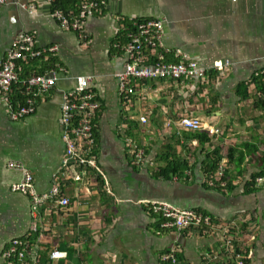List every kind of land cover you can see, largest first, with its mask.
<instances>
[{
    "label": "crops",
    "instance_id": "obj_1",
    "mask_svg": "<svg viewBox=\"0 0 264 264\" xmlns=\"http://www.w3.org/2000/svg\"><path fill=\"white\" fill-rule=\"evenodd\" d=\"M105 3L86 22L87 43L59 26L48 0H5L0 6V59L15 37L32 34L36 47L56 45L58 51L19 62L18 75L51 68L62 75L38 98L35 112L21 120L9 117L0 97V264L14 238L31 240L42 264H161L173 246L179 264H236L223 244L227 233L249 254L245 264H264V177L253 188L246 186L264 160V104L257 102L255 84L249 83L264 66V0ZM131 17L161 19L166 59L194 60L206 69L204 76L135 80L121 94L116 73L126 61L122 25ZM226 61L230 66L215 68ZM78 76H91L88 88L100 105L95 116L99 176L89 171L74 181L68 170L58 180L68 205L47 200L33 219L28 196L11 190L21 170L8 163L27 168L39 194L50 190L65 153L62 92L73 89ZM244 83L248 95L241 97ZM182 116L199 119L200 130L211 140L201 145L189 137L192 131L179 124ZM135 146L144 152L139 163ZM216 146H223L220 165L230 182L225 191L217 189L225 181L220 187L209 185L203 172L207 153ZM167 158L185 159L191 168L168 180L156 176ZM154 200L201 210L213 226L162 228L160 217L149 210ZM54 248L66 251V257L51 260Z\"/></svg>",
    "mask_w": 264,
    "mask_h": 264
},
{
    "label": "built area",
    "instance_id": "obj_2",
    "mask_svg": "<svg viewBox=\"0 0 264 264\" xmlns=\"http://www.w3.org/2000/svg\"><path fill=\"white\" fill-rule=\"evenodd\" d=\"M59 1L48 0L51 4V16L61 28L75 32L81 41L87 43L89 34L85 29L86 22L102 12L106 4L105 0H76V5L69 7H63ZM4 2L5 0H0V6ZM122 26L126 29V61L123 69L116 73L121 94L127 92L130 84L135 80L144 81L151 78L179 80L186 77L204 76L206 69L199 67L194 60L182 58L169 61L166 59L165 51H163V22L161 19L131 17ZM57 51L58 46L56 45L36 47L33 35L26 33L15 37L6 56L0 59V97L12 120L18 121L33 114L38 98L53 89L62 76L61 70L51 68L46 72L20 77L17 71L18 63L39 60L45 58L47 54H56ZM227 66H230L229 61L215 68L222 70ZM262 69L259 72L264 70ZM76 81L73 89L62 92L60 123L65 153L60 166L53 173L50 190L39 194L34 188L32 173L17 162L8 163L9 167L21 170V179L12 184L11 190L28 196L33 219L39 216L40 208L47 200L58 198L59 205H68L69 199L66 196H60L58 182L60 178L67 175L68 170L72 169L71 177L74 181L81 180L82 174L89 171L94 172V176H99L95 152V116L100 105L94 92L88 88L91 76H78ZM15 84L17 85L16 90L13 89ZM17 91L21 95H18ZM140 120L144 122L145 117L141 116ZM179 124L191 131H198L201 128L200 120L192 116L180 117ZM134 148L133 155L139 163L144 157V152L139 147ZM223 171V166L220 165L217 171L218 176H221ZM262 179L258 177L256 182L260 183ZM209 185H214L211 179H209ZM148 206L151 213L160 217L162 228L174 227L181 230L192 227L202 228L204 224L209 227L213 226L212 218L198 209L179 208L162 200H154ZM33 230L36 231L37 227L34 226ZM223 241L226 251L235 257L236 264H245L243 253L236 252L235 238L227 233ZM176 254H178V249L173 246L163 254L161 261L167 260L170 264H178ZM66 255V251L54 248L50 251L49 258L58 260L65 258ZM3 258L5 264H42L38 247L33 245L29 239H12L3 252Z\"/></svg>",
    "mask_w": 264,
    "mask_h": 264
},
{
    "label": "trees",
    "instance_id": "obj_3",
    "mask_svg": "<svg viewBox=\"0 0 264 264\" xmlns=\"http://www.w3.org/2000/svg\"><path fill=\"white\" fill-rule=\"evenodd\" d=\"M76 0H60L59 4L62 5L63 7H69V6H75L76 5ZM264 69V68H263ZM262 69V70H263ZM249 83H254L257 93L259 95L257 102L259 103L260 101L262 102V104H264V100L262 99V96H264V70L257 73L256 75H254L251 80L249 81ZM240 90V95L241 97H246V95H248V83H244L240 86L239 88ZM18 94V91H17ZM18 95H21V93L19 92ZM21 97V96H20ZM189 137H194L196 139H198V142L203 145L206 142H209L211 140L210 135L208 134V132L203 131V130H198V131H192L191 134H189ZM95 136H96V128H95ZM222 148L223 146H216L213 149H211L208 153H207V161L204 162V173L207 174V179H211L213 181V186L215 185H220L221 182L225 181V186L221 187V188H217L220 189L222 191L227 190L228 188H230V182L226 179L225 177V170L223 171V174L221 176H218L217 171H218V167L221 164V159L223 156L222 153ZM225 157L228 158V160L232 159L233 155H232V150L228 148L227 153L225 154ZM243 158H241L242 160ZM261 160V168L258 172L253 173L250 176V180L247 181V187L250 189V187L253 188V186L256 183V179L258 177H264V168H263V164H264V160L262 158H260ZM190 164L187 160L185 159H181V158H172V159H168L167 158V162L165 163L164 166H161L160 168H158L157 170V174L156 176H161L164 178L171 179L174 175H182L184 173L185 170H190ZM220 187V186H218ZM203 212V211H202ZM205 213V212H203ZM206 214V213H205ZM204 227H209L206 226L205 224L203 225ZM234 246L236 247V252H242L244 257H245V262H247L248 260V253L245 250H241L240 245L237 241L234 242ZM177 258H178V264H179V256L178 254H176ZM161 264H170L169 261L164 260L161 261Z\"/></svg>",
    "mask_w": 264,
    "mask_h": 264
}]
</instances>
